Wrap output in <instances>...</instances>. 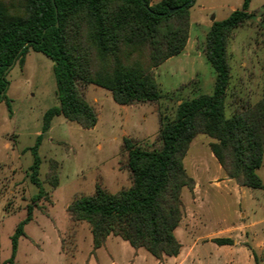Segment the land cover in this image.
<instances>
[{"label":"trees","instance_id":"trees-1","mask_svg":"<svg viewBox=\"0 0 264 264\" xmlns=\"http://www.w3.org/2000/svg\"><path fill=\"white\" fill-rule=\"evenodd\" d=\"M250 0L221 20H213L204 36L203 51L214 71L213 89L180 100L171 118L160 120L158 145L144 148L123 138L128 187L109 192L100 184L91 195H80L65 208L68 219L86 222L93 249L108 235L142 247L156 258L174 256L181 247L174 230L183 215L181 193L192 190L194 179L183 158L199 133L213 139L210 150L223 172L239 186L264 188L257 170L264 153V95L251 105L225 115L230 78L227 43L231 32L248 20ZM194 0H0V102L10 111L5 69L22 63L31 49L52 61L57 105L42 116L41 133L28 148L32 161L28 177L37 187L34 199L45 194L39 178L38 148L42 133L55 116L82 128H92L97 115L81 94L78 83H91L110 91L118 104L158 101L161 93L152 68L178 54L189 31V8ZM178 7L173 12L168 8ZM161 118V117H160ZM46 181L58 184L56 161L50 162ZM32 206L11 235L7 259L13 263L24 225L32 219ZM232 245L229 237L212 239ZM253 259L255 251L249 247Z\"/></svg>","mask_w":264,"mask_h":264},{"label":"rangeland","instance_id":"rangeland-1","mask_svg":"<svg viewBox=\"0 0 264 264\" xmlns=\"http://www.w3.org/2000/svg\"><path fill=\"white\" fill-rule=\"evenodd\" d=\"M242 1L194 0L184 48L152 68L161 93L158 101L122 105L112 99L109 90L78 83L96 112L97 122L85 129L61 115L52 119L38 148L39 178L45 190L38 199L33 198L37 187L28 177L32 161L28 148L41 133L44 111L58 104L53 63L30 49L22 63L16 61L10 66L5 76L10 111L4 101L0 102V264H9L11 235L29 205L32 219L18 239L14 264H128L131 246L126 241L110 235L105 246L94 250L89 225L69 220L65 208L75 197L93 194L96 184L109 192L128 187L131 172L123 138L144 148L156 147L159 121L171 118L180 100L212 91L214 71L204 56V36L213 20L225 18L231 9H240ZM247 11L250 18L231 32L227 43L230 78L226 116L264 95V0H250ZM212 141L205 134L195 135L183 158L184 168L195 183L192 190H182L183 215L177 235L182 239L187 230H199L201 234L217 232L212 237H219L230 229L238 243L209 244L211 248L202 244L205 264H213L209 255L217 259L214 264H264V192L244 188L256 196L253 209L232 200L233 182L226 180L211 153ZM52 160L58 171L57 186L45 179ZM258 174L264 182V153ZM255 218L261 221L253 230L240 228ZM260 237L261 242L255 243L254 260L249 247L253 248L251 240ZM141 251L154 259L146 250Z\"/></svg>","mask_w":264,"mask_h":264},{"label":"crops","instance_id":"crops-1","mask_svg":"<svg viewBox=\"0 0 264 264\" xmlns=\"http://www.w3.org/2000/svg\"><path fill=\"white\" fill-rule=\"evenodd\" d=\"M231 10H233V9H231ZM217 164H218V162H217ZM218 166L221 169L219 164H218ZM257 173H258V170H257ZM224 177L226 178V180H228V182H233V185H230V187L232 189L231 190L232 191V193H231L232 200L237 199L238 202H242L244 204V206L248 209H253L254 207H256V206H253L257 202L255 194L251 193V191H246L244 189L246 186H239L238 184L235 183V181L233 179L227 177V175L225 173H224ZM222 181H223V179H222ZM262 183L264 184L263 181H262ZM248 188H250V187H248ZM260 189H262L264 192V188H260ZM260 221H261V219L258 220L256 218L254 220H248V222L245 225H242V227L240 226V228H249L250 230H253V227H256V225H258L260 223ZM180 222H181V220H180ZM180 222H179V224H180ZM178 228H179V225L175 228L174 233H175L177 240L181 244V247H180L179 252L176 255H174V256L162 255L161 258H156L152 255L154 257V259H150L145 253H142V251H141L142 247L135 249L126 241L131 246L130 248H128V254L129 255L126 258V262L128 264H205L204 259L202 257L203 256L202 252H205V251L201 250L202 244H208V245L212 244V245L217 246V244L212 241L213 238H216V237H212V235L217 234V232H207V233L201 234V233H197L199 230L196 231L195 233H192L189 230H187L183 234V238L180 239L177 235ZM205 228H203V229H205ZM228 230H229V233H226L225 235H222L219 237H229V238L233 239L234 243L232 245H234L235 243H238L237 238L234 235V233L231 234L230 229H228ZM232 230H235V229L233 228ZM219 232H224V231L222 230ZM231 232H235V231H231ZM261 234H262V232H261ZM110 235H108L106 237L105 242L101 247L106 245V242H107ZM238 235H239V233H238ZM205 240H207V241H205ZM202 241H203V243H202ZM259 242H261V237H260V239L255 240V238H254V240H251V243L253 244V248L252 247L251 248L254 251H255V243L258 244ZM199 245H201V246H199ZM232 245H218V246H232ZM98 248H100V247H98ZM98 248H96L94 250H97ZM210 248H211V246H210ZM142 249H144V248H142ZM207 256L208 255H206V257ZM213 257H215V256L209 255L208 259H210L214 264V262L215 263L217 262V259H215ZM249 257L251 258V256H249ZM92 263L95 264V263H97V261L92 262ZM13 264H14V261H13Z\"/></svg>","mask_w":264,"mask_h":264},{"label":"water","instance_id":"water-1","mask_svg":"<svg viewBox=\"0 0 264 264\" xmlns=\"http://www.w3.org/2000/svg\"><path fill=\"white\" fill-rule=\"evenodd\" d=\"M178 7H171V8H168V10H167V12H173L174 10H176ZM11 66V65H10ZM10 66L9 67H7L6 69H5V72H7V70L10 68Z\"/></svg>","mask_w":264,"mask_h":264}]
</instances>
